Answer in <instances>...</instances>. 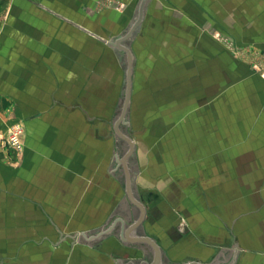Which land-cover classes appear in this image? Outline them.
I'll list each match as a JSON object with an SVG mask.
<instances>
[{
	"label": "crops",
	"instance_id": "0c3cea01",
	"mask_svg": "<svg viewBox=\"0 0 264 264\" xmlns=\"http://www.w3.org/2000/svg\"><path fill=\"white\" fill-rule=\"evenodd\" d=\"M101 1L0 0V131L22 124L25 146L16 162L0 150V210L28 211L37 226L50 209L54 254L73 244L82 264H264V122L231 121L225 107L197 104V91L196 104H171L182 95L166 69L175 41L216 11L224 24L237 17L240 40L263 50L264 0H148L141 15V0H114L122 10ZM147 64L157 76L142 77ZM254 90L264 105V87ZM122 96L138 143L157 149L138 154V190L127 182V196L109 116ZM232 129H243L238 153ZM168 140L185 146L187 166L168 157ZM71 227L79 237H64Z\"/></svg>",
	"mask_w": 264,
	"mask_h": 264
},
{
	"label": "rangeland",
	"instance_id": "374dc122",
	"mask_svg": "<svg viewBox=\"0 0 264 264\" xmlns=\"http://www.w3.org/2000/svg\"><path fill=\"white\" fill-rule=\"evenodd\" d=\"M101 3L102 7H111L115 10H122L125 7L114 0H102ZM221 14L222 12L216 11V17L199 19V23L196 24L197 27H200L198 33L189 34V36L184 38L185 40L181 41V39H177L178 41H175L176 47L174 48V53L177 59L175 61V68L171 70L172 67L168 65L166 69L168 81H172V75L175 76L176 83H172V85L177 86L178 92H180L179 94L182 97L171 98V104H175L176 101L181 102L183 105L196 104L194 91H197L196 95L199 98L197 104L212 105V102H214L213 104L217 109L225 107L228 110L227 112L230 113L231 121L264 122V109L263 111L256 110V108L264 105L260 103L254 90L256 85L264 87V49H260L254 42L249 41L248 38L245 39L246 41L240 40L239 32L240 30L244 32V26L240 28L236 21L237 17L235 18L233 15L230 24L227 22V19H225L224 24V19L220 16ZM235 14L236 16L238 15L237 12ZM227 23L230 25L229 29L226 28ZM123 34L125 33L113 34V37H120ZM103 36L106 40L112 38L110 37V33H106ZM146 37L143 38L141 35L139 37L140 41H148L149 44L159 42L156 39H151V35H146ZM189 42L194 44L195 47L193 49H186ZM151 48H157V46L155 45ZM190 55L196 61L195 63L192 62L191 65ZM155 59L158 60L156 63L167 61L169 55L167 54L166 60L157 56H155ZM122 67L125 71V62L122 63ZM140 69H142V77L144 74L154 77V75H158L160 67L158 65L149 66L147 64ZM162 71L160 72L162 73ZM145 101L150 102L151 99L146 97L138 100L142 113L140 120L143 115L148 116V114L146 115L142 112ZM118 104L116 111L109 114L112 121H117V128L115 130L112 127L110 135L113 139L118 140L115 148L118 149L119 159L122 161L119 165L120 174L122 175L120 190L127 196L125 189L127 182L130 181L132 191L138 190V182L140 181L134 171V168L136 170L139 163L138 154L145 152L147 155H151L153 153L152 149H157L156 147L140 146L138 138H142V134L138 135L137 131H133L129 127L128 123L132 120V115L128 111L127 106L124 105L125 99L123 96L119 98ZM215 117L217 120L219 116ZM154 121H159L158 117ZM16 124L21 125L24 132L22 124L14 123L5 127L0 133L6 135L9 129ZM155 125L158 126V124ZM242 130L232 129L231 131V149L234 153H238L240 150V147L236 144L239 142V138H241L240 133H242ZM247 130L248 134H250L249 137L254 138L255 131ZM23 132L21 134L22 142ZM155 132H158L157 128ZM147 133L148 130L146 135ZM167 143L168 146L173 144L169 140ZM249 143L242 149L245 151L249 149L251 153H254V146L252 145L251 147ZM24 147L23 145L21 150L9 146L4 147L0 140V150L7 155L9 162H16L18 157L24 152ZM183 148L185 146H177L176 144V146L172 145L167 148L166 151L169 155L168 157L170 159L174 158L178 166H187L186 161H183L179 156L186 152ZM215 148L216 151H219L222 147L220 145V147ZM123 162L126 163L125 170L122 168ZM175 164L170 163L169 166L171 167L169 168H174ZM217 164L220 163H215L216 168ZM203 177L205 178L204 175ZM202 180L203 178L199 181ZM231 197L232 201H234L233 195ZM28 214V211L20 209L11 211L0 210V264H82L78 255L72 249L73 244L65 245L66 248L64 246L61 253L58 255L54 254L53 251L57 245L50 243V209H43L37 212V215H39V224L37 226L30 225V220H34V215L31 218ZM25 215H28L27 218H25ZM111 221L103 227L104 231L111 226ZM70 229L72 230L66 234L63 233L64 237H79L77 227H71ZM118 230L119 228L116 226L112 231L114 233L112 234L116 237H120Z\"/></svg>",
	"mask_w": 264,
	"mask_h": 264
},
{
	"label": "built area",
	"instance_id": "2783aa9c",
	"mask_svg": "<svg viewBox=\"0 0 264 264\" xmlns=\"http://www.w3.org/2000/svg\"><path fill=\"white\" fill-rule=\"evenodd\" d=\"M23 132V128L21 125L16 124L12 128L9 129L6 135L0 133L1 144L4 147H11L21 150L23 148V142L21 141V134ZM8 145V146H7Z\"/></svg>",
	"mask_w": 264,
	"mask_h": 264
},
{
	"label": "water",
	"instance_id": "95a60500",
	"mask_svg": "<svg viewBox=\"0 0 264 264\" xmlns=\"http://www.w3.org/2000/svg\"><path fill=\"white\" fill-rule=\"evenodd\" d=\"M148 0H141V3H140V15H141V12H142V9L144 7V5L146 4Z\"/></svg>",
	"mask_w": 264,
	"mask_h": 264
}]
</instances>
